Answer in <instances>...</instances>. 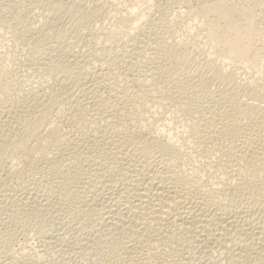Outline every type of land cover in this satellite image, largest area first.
<instances>
[{
	"label": "bare ground",
	"instance_id": "bare-ground-1",
	"mask_svg": "<svg viewBox=\"0 0 264 264\" xmlns=\"http://www.w3.org/2000/svg\"><path fill=\"white\" fill-rule=\"evenodd\" d=\"M45 1L46 2L44 3L43 8L46 7L45 10L48 8L50 10V13H52L51 10L53 11V13L55 12V14H56V12H65L66 13L72 7V5H70L71 2L69 4H66V3H64V0H45ZM138 1L140 3V6L146 7V10L151 9V6L149 5L150 0H138ZM27 3L29 5L31 4L30 2H27ZM35 3L32 4L33 7H35L34 6ZM37 3H38V1H37ZM69 5L71 7H69ZM237 6H240L239 11L235 10V8ZM29 8H31V7H29ZM40 9H42V8H40ZM72 9H71V12H72ZM25 11H27V10H25ZM71 12H70V14H72ZM123 12H125V13L121 14V16L112 25L113 27L111 26L112 28L109 27L110 28L109 30H105V31L103 30L104 31V32L102 31L103 33H99V34H101V36H102L101 40L104 43L108 42V41L111 42L112 39L114 41L115 39H117L116 37H118V41H119L120 40L119 38L121 36H122V38H124L125 36H126V38H130L129 41L131 43V41L133 42V38L136 36V35H134V37H132L131 34H133L135 32H137V34H138V31L142 30L141 24L142 25L144 24L143 21H145V22L148 21V23H152V22L154 23V20H151V18H150L151 17L150 12H145L144 10L138 11L136 8H131V9L129 8L128 10H125ZM61 14H63V13H61ZM61 14L57 13V15H60V16H61ZM57 18L59 19V17H57ZM57 18H56V20H58ZM195 20L198 21V27L199 28L197 30V34H198L197 37L200 36L199 40H195L193 38V39H191V41H186V40L176 41L173 39V43L169 44V42L164 41V40H161V41L158 40L160 42L155 41V38L153 37L154 35L150 34V35H152L151 38L152 37L154 38L153 39L154 46H152L153 48H151L153 53H152V55H150V57H148L149 53L147 52L148 55H146L147 56L146 59L141 58V59H139V61L140 60H142V61L143 60H148V61L152 60L154 62V67H155L153 69L154 73H152V71H151L152 69L150 68L149 71L145 70V72H149L148 75L146 74L147 76H145V74H143V75L141 74V76H145V77H143L144 80L142 79V77L139 79L140 81H142L140 83L139 91L136 93V95H134V97L131 96V98H127L125 96L127 99L124 98L125 100H123V102L121 103L122 106L120 105L121 106L120 108H117L113 111L111 108V110L109 109L110 110V112H109L106 110L107 108H109V107H107V104H106L107 108L100 106L101 110L99 109L100 111L103 110L102 112L105 113V114H101V115H103V117H106L105 120L107 119V121H108L107 125L108 126H106L104 123L103 124L106 127H108V129L110 127H113V129L118 128L119 131L121 130L120 131V137L118 139L113 138L114 141H112V142L110 141V143H108L111 146V147H108V148H110L109 152L106 151L107 148L101 149V150H100V148H98L100 150L99 152L101 155L107 154L109 157V161H111L109 164H111L112 161H113V163L115 162L116 164H114V165H116L117 168L120 169V170H118V173L120 171H122L130 179V184L129 185L126 184V185H128V187L124 188V193H126L125 192L126 189L127 190L130 189L129 193H130L132 198H129V199H133L132 204L130 203L131 200L128 203V207L130 210V212L128 211V213H130V214L127 218L121 219L120 221L119 220L116 221V219L113 218V223H114L113 227H115L119 231V233L117 232V234H118V238L121 240V243H122L120 245V247L122 246L121 248H123V250H124V251H122V254L125 255L124 260H126V264H179L178 263L179 260L178 261L175 260V258L171 254V252H172L171 250L178 248L177 242H179V244H180L181 240H184L187 243V244H185V243H183L184 241L182 242L183 244H185L187 246L186 247L185 245H183L187 248V250H185V251L189 254H192L191 252H193L197 248L202 249V247L204 248L205 245L211 244V245H216L218 247V250H217L216 247L213 246L215 252H217L220 255H222V254L228 255L229 254L230 257H232L235 262H240L241 260L246 259L248 264H264V29L261 28L260 23H258L256 21L255 14L253 11V4H245L242 1H238V0H199L198 1V11H197V13L195 12ZM52 21H53V19H52ZM54 24H56V23H54ZM54 24H52V25H54ZM50 25L51 24H49V26ZM51 28H49V29H51ZM2 29H3V27H2ZM139 33H142V32H139ZM146 35H147V33H146ZM150 35H149V38H150ZM138 36H140V35H138ZM143 36L146 37L145 35H143ZM96 37H97V34H96ZM144 37H142V38H144ZM32 38H34V37H32ZM138 38L137 39L134 38L135 40H137L136 45L134 44L135 41L133 43L135 45V47L137 46V44H139L138 46H140L141 43H144V41L139 42ZM142 38L140 37V40H143ZM149 38L147 40H151ZM172 38H171V40H172ZM30 40H32V39H30ZM101 40H99V41H101ZM147 40H145V41H147ZM117 42H115V44ZM121 42H122V40H121ZM123 42H122V44H124ZM150 42H152V41H150ZM126 43H127V41H126ZM145 43H144V45H145ZM107 44H111V43H107ZM133 44H132V47H133ZM112 45H114V44L112 43ZM112 45H109V46H112ZM104 46H105V44H104ZM109 46H107V47H109ZM147 46H146V48H148ZM150 46H151V43H150L149 47ZM130 48H131V45H130ZM139 48L140 47H138L137 49H139ZM103 50H104V48H103ZM207 50L209 52L208 53L209 55H213L219 60V66L225 67V66H230L231 64H233L236 69L230 70L227 72V71H223L222 69L216 67L211 62H207V63L203 64V67L201 66L202 67V72H200L201 76L198 75L199 76L198 80L196 77V82L193 81L194 82L193 83L191 81L190 83H192V85L191 84L190 85L192 87H190V86L189 87L192 89H195V91H197V90L201 91V89H203L204 87H208L209 85H205L204 87H201L199 84V82L204 77L206 78V76L207 77L210 76V79L207 78L208 82H210L209 80L212 79L213 81L221 83L222 87L216 91H210L209 88H208L209 90H204L203 94L205 95V91H207V96H203V94L201 92H199V93L195 92V94H194L195 100L200 101L199 103H202V105L199 104L201 106L198 105L199 108L198 109L195 108L196 110L195 111L193 110V112H191L192 110L191 111H189V110H190V106H191V104H193V102L191 104L189 103V101H188L189 97H188V94H186L187 91L185 92V86H187V84H188V80L186 77L190 73L188 71L187 67L188 68H191L189 66L193 67L192 64H194L195 62L192 60V58L195 54H198L200 56H205L207 54ZM105 51H106V48H105ZM105 51H103V52H105ZM98 52H100V51L98 50ZM129 53H131L130 56H132V54H134V53H132V50ZM145 54H146V52H145ZM145 54H144V56H145ZM137 56L139 57L138 54H137ZM67 57H66V59H67ZM63 58L64 57H62L61 60ZM147 58H151V59H147ZM71 59H72V56H71ZM61 60H60V63L56 62V60L54 61V62H56V64L59 63V67H60L59 70L61 69L63 74L65 73V75H66V72H68L70 70H71V74H72V72L74 73L75 70L72 71L71 65L69 64V62H66V60L63 59L66 63H64V62L61 63L62 62ZM67 61H70V59ZM72 61H73V59H72ZM76 62H77V60H76ZM79 62H78V64L83 63V62L82 63H79ZM150 63H152V62H150ZM50 64H52V63H50ZM83 64L85 65V63H83ZM132 64H134V63H132ZM84 65H83L84 69L82 72L88 70V69L85 70V68H87L89 64L86 65L87 67H85ZM149 65H151V64H149ZM56 67H57V65H56ZM73 67H76V66H73ZM150 67L153 68V66H150ZM194 67H196V66H194ZM51 68H54V67L52 66ZM146 68L148 69V67H146ZM76 69L79 70V67ZM240 69H242V71ZM54 70H56V69H54ZM61 70H60V72H61ZM204 71L206 72V74L211 73V75L210 74L209 75L204 74ZM238 71L240 73L243 71L245 73L247 72L246 74H253L254 73L257 75V77L254 76L255 78L252 79L251 77L253 75L252 76L250 75L251 77H249L247 75L244 76V74H245L244 72H243V76H241L242 73L240 74ZM7 72L8 71H7L6 67L3 64L2 65L0 64V152H3V153L5 152L8 154V152H9L8 150H11V151L16 150L17 152L15 151V153L18 154V152H19L18 160L17 159L15 160V158L13 157L14 155L11 156L10 159L12 161L15 160V163H16V161H18L16 163L17 165L18 164H24L23 166H25L26 168H23V169L29 168V169H27V171L30 170V172H31L35 168L38 169L40 167V166L35 167V165L33 167L32 161L35 160V159H33V157H35L34 155H37V158L39 157L38 154L41 152V149L44 146V145L42 146V144H46L44 142H46V140H47L49 142H52L51 143L52 145H53V143L54 144L59 143V145H60V143H61V138H60L61 132H60V130H58V127H56V126L54 127V126H52L51 123H47V122H50L52 120V118L49 117V113L52 110H50L51 109V107H50V109H49L50 111H48V106H53V108H54V105H52V104L49 105V103H51V101L53 100L52 99L50 101V99H49L51 92H49V98H47L48 94H46L47 96H43L44 92L39 97L38 94L34 93V91H30V90L27 91L26 90L27 93L26 92L24 93V98H23L22 102H20L19 105H16V107H14L12 109L9 107V105H6L5 102L2 103L1 95L6 90V86L3 83V81H4V77L7 76V74H8ZM78 72H80V71H78ZM78 72H77V74H78ZM192 72H194V69ZM86 73H85V75H86ZM137 74H139V73H137ZM164 74L167 77L171 78L170 81H173V82H169V80H167V81L162 80L161 81L160 75L164 76ZM67 75H68V73H67ZM69 75H70V73H69ZM78 76H80V75H78ZM78 76H76V77H78ZM246 76L249 78H247ZM84 77L86 78V76H83V79H85ZM191 77L192 76L190 75V78ZM243 77H245V78H243ZM76 79L80 80L79 77ZM85 80H87V79H85ZM99 80H101V79H99ZM136 81H138V80H136ZM86 82H88V81H86ZM168 82L173 83L172 84L173 86H171ZM83 85L85 86V83H83ZM218 85H220V84H218ZM42 86H44L45 88L47 87L45 85H41V88H42ZM86 86H89V84L88 85L86 84ZM41 88H39V89H41ZM79 88H82V87L80 86ZM86 88L89 89L90 87L89 88L86 87ZM91 88H90L89 93L92 94ZM197 88H200V89H197ZM42 90H43V88H42ZM92 91H94V90H92ZM69 92H71V91H69ZM200 93L202 95H199ZM83 94H86V93L83 92ZM69 95H72V94H69ZM51 96H52V94H51ZM90 96H92V95H90ZM90 96H89V98H90ZM15 99H17V98H15ZM45 99H46V101H45ZM88 99H86V100L88 101ZM92 99L90 101H92ZM97 99H98V97H97ZM54 100H53V102H57V100H55V101ZM66 100H70V99H66ZM72 100H73V97H72ZM81 100H82V98H81ZM144 100L145 101L150 100L153 103L155 102L157 104L158 103L159 104H167V107L169 106L170 108H172V109L174 108V110H176L178 112H182L183 114L186 113L187 115H189L188 116L189 119L188 120L186 119L188 121V123L186 122L187 123L186 124V127H187L186 132L188 133L187 138L191 142L192 151L196 152V154H195L196 156L199 154V156L201 158L202 162H200V163H202V164H200V165L202 166L201 168H204V171H202V170L201 171L204 175H201L200 173L198 174L197 173L198 169L196 170L194 168L196 170L195 171L194 169H192V167L190 169L194 170L196 173H193L194 171L192 173H187L185 170L186 167H185V169L182 168V166L186 165V164L183 165V163H180L182 161V158L184 157V155H186L185 151L183 149L185 147V146L183 147L184 142L182 144L178 143L180 145H177L176 142H174L173 138H171L170 136L167 137V136L161 135L162 136L161 137L160 134L158 133V131L160 129L159 130L152 129L151 131H149V129H148V131H149L147 134L148 138H146V137L142 138L140 136H136L134 134L129 133L128 130L125 129V127L127 128L126 125L129 124L128 120L130 121V124L131 123L135 124L134 121H136V120L133 119L135 117L134 115H136V113H138L139 111L146 110L147 107L145 108V106H147V103L149 101L147 103L144 102L146 105L144 104V106H143V105H141V103ZM195 100H192V101H195ZM70 101H66V102L70 103ZM84 101H82V102H84ZM119 101H121V100H119ZM77 102H78V100H77ZM92 102H93V104L95 103L94 101H92ZM100 102L101 101H99L98 104ZM72 103H74V102H72ZM72 103L70 105H73ZM86 103H89V102H86ZM157 104H155V105H157ZM80 105H81V102H80ZM83 105L84 104H82L81 106H83ZM94 105H96V104H94ZM114 105H116V104H114ZM14 106H15V104H14ZM76 106L77 105H75V107ZM72 107L75 108L74 105ZM73 108H72V110L74 111ZM95 108L98 109L97 107H95ZM70 109L71 108H69V109L67 108V110H65V111H67V112L71 111ZM78 109L79 108H77L75 110H78ZM91 109H93V108H91ZM149 110H150V108H149ZM73 111H72V113L74 114L75 112H73ZM93 111H94V109H93ZM100 111L98 112L99 116H100V114H99ZM188 111L191 113L190 114L187 113ZM56 112L61 114V112H59V110ZM78 112H79V110H78ZM86 112H90V111H86ZM94 112H96V111H94ZM64 113H62V114L64 115ZM79 113H80V115H78V116L81 117L82 112H79ZM71 114H69V115L71 116ZM56 115H57V113H56ZM56 115H55V117H56ZM89 116L91 117V112H90ZM94 116H92V117L94 118ZM96 116H97V114H96ZM80 117H78V118H80ZM71 118H72V116H71ZM74 118H72V119H74ZM97 118H99V117L97 116ZM70 119H66V120L70 121ZM125 119L127 122L125 121ZM147 119H148V117H147ZM52 121H54V120H52ZM82 121H83V119H82ZM99 121H100V119H99ZM77 122H78V120H77ZM93 122L95 123V121H93ZM97 122H98V120H97ZM102 122H105V121H102ZM137 122H140V121H138V119H137ZM68 123H70V122H68ZM96 125H98V124H96ZM101 125H102V123H101ZM104 125L101 126V128L103 127L105 129ZM164 126H163V129H164ZM133 127H134V125H133ZM13 128H17L21 132L19 131L20 133L16 134L18 131H15L16 133H14ZM41 128H43V129H41ZM92 128H95V127H92ZM101 131L103 132V130H101ZM109 131L106 130V132H109ZM119 131H118V133H119ZM96 132H99V131H96ZM106 132H105V134L104 133L103 134L106 135L107 134ZM161 132L163 133L164 131L161 130ZM93 134H96V133H93ZM93 134L92 135L90 134V135L93 137L94 136ZM100 134H98L99 137H100ZM90 135H89V137H90ZM148 135H150V137ZM96 136H97V134L95 135V137ZM87 137H85V138H87ZM89 137L87 139H89ZM101 137H102V134H101ZM108 137L109 136L107 135V138ZM163 137H165V138L167 137V138L165 139ZM109 138H108V140H109ZM62 140H63V138H62ZM94 140H97V139L94 138ZM94 140H93V142H94ZM100 141H98V142H100ZM66 142H64V145L66 144ZM105 142H108V141L105 140ZM179 142H181V141H179ZM101 143H102V141H101ZM185 143H187V142H185ZM48 144H50V143H48ZM61 145H63V144H61ZM66 145H68V143ZM90 145H92V144L90 143ZM74 146H75V144H74ZM79 146H81V145H79ZM96 147H94V148H96ZM104 147H105V144H104ZM49 148H51V145ZM73 148L74 147H72V149ZM76 148L78 150V147H76ZM76 148H74L75 152H77ZM90 148H88V149H90ZM45 149H47V148L45 147ZM64 149H65V147H64ZM66 149H67V147H66ZM66 149H65V152L67 150L69 151V148L67 150ZM72 149L70 151H72ZM74 149H73V151H74ZM6 151H8V152H6ZM197 152H198V154H197ZM9 153H13V152H9ZM97 153L98 152H96L95 155H91V154L90 155L92 157L100 155V154L97 155ZM42 154H40V155H42ZM73 154H75V153L73 152ZM6 155H5V157L7 158L8 156H6ZM190 155L192 156V154H190ZM67 156H68V154H67ZM73 156L74 155H72L71 158ZM100 156H99V158H100ZM3 158H4V156H3ZM41 158H40V160H41ZM81 158H83V157H80L79 155L78 156L75 155L72 162L70 160V163L72 165H74V164L80 165L81 164V161H80ZM96 158L95 159H90V157L86 158V164L85 165L88 164L86 166V168H78V169L76 168L77 170L72 168L75 171L73 174H76L73 177L69 176V174L72 175L73 171L71 168L70 169L68 168L69 169L68 176L72 177L71 181L73 180V178H75V176H76L75 179H78V180L80 179V177L83 179L84 178L87 179V176L90 177V174L92 173L93 170H94V172L97 171V170L91 168L90 164H89L90 162L92 164L95 163V165H96L95 168H96L97 164L99 163V160L102 157L99 160H97ZM84 159L85 158H83V160ZM194 159H196V158H194ZM4 160L5 159H3L2 161H4ZM64 160H62V161H64ZM197 160L200 161V159H196V161ZM5 161H7V160H5ZM5 161H4V163H5ZM62 161H59V162L62 164L63 163ZM106 161H108V160H106ZM53 163H55V162H53ZM66 163L64 161L65 165H66ZM70 163H68V165H66V166H69ZM83 163H84V161H83ZM177 163H179L180 165ZM11 164H12V162H11ZM58 165L59 164L55 163V165H54L55 171H56V169H58V167H60V165L59 166ZM78 165H77V167H78ZM103 165H105V164H103ZM187 165H188V163H187ZM200 165L198 162V167ZM10 166H12V165H10ZM91 166H94V165H91ZM105 166H103V167H105ZM112 166L109 165L110 168ZM179 166H181V168ZM47 167L45 166V168H47ZM54 167L52 166V168H54ZM63 167H61L60 169L63 170ZM15 168H16L15 166L13 167V169L11 168L10 170H12V171L14 170V171L11 172V175L9 172V175H8V176H11L10 179L12 178V180L14 179V177H17L21 173L20 169H19V171H15L16 170ZM45 168H43V170H47ZM90 168L93 170H91ZM39 169H38V172H39ZM48 169L50 170V167ZM96 169H99V168H96ZM113 169H115V168H113ZM7 170H9L8 166H7ZM67 170H66V172H67ZM100 170H102V169L100 168ZM110 170L108 171V173H109L108 176L111 175ZM34 171H35L34 173H36L37 170H34ZM103 171H105V170H103ZM115 171L116 170H114V172ZM205 171H206V173H204ZM23 172H25V175H26V171L24 170V171H22V173ZM40 172H44V171H40ZM106 172H104V173L106 174ZM46 173H48V172H46ZM46 173H44V174L46 175ZM62 173H60V174H62ZM52 174H54V172L51 171V175ZM64 174L66 175L65 171H64ZM97 174L94 177H96ZM113 174H115V173H113ZM113 174L111 177H113V176L115 177L116 175H119V174H116V175H113ZM39 175H40V173H39ZM92 175H93V173H92ZM92 175H91V177H93ZM99 175H102V174H99ZM24 176H23V178H25ZM48 176H49V178H48L49 180L51 179V177H53V175L50 177L49 173H48ZM77 176L79 178H77ZM105 176L103 178H105ZM122 176H124V175H122ZM19 177H17V180H20ZM121 177H120V179H122ZM39 178L45 179L43 176H40ZM39 178H37V179H39ZM61 178H63V177H61ZM125 178H123V179H125ZM6 179L10 180L9 177ZM48 179L46 178V180H48ZM59 179H60V177H59ZM101 179H102V176H101ZM129 179H128V181H129ZM4 180L5 179H3L2 181H4ZM12 180H10V181H12ZM62 180L64 182L65 178ZM102 180L104 181V179H102ZM102 180L100 182H102ZM118 180H119V178H118ZM118 180H115V181H118ZM122 180H121V182H122ZM125 180L127 181V179H125ZM10 181H8V182L11 183ZM21 181L23 182L22 179H21ZM26 181H28L27 177H26ZM52 181H53V179H52ZM71 181L69 180V183ZM115 181H114V183H115ZM128 181L126 183H128ZM15 182L18 183L19 181H15ZM55 182H56V180L54 178V182L52 184H54ZM84 182H86V181H84ZM84 182H82V183H84ZM94 182H91V183H94ZM24 183H25V185L27 184V182H25V181H24ZM36 183H34V184H36ZM67 183H68V181H67ZM71 183H74V180ZM75 183L78 185L79 181H78V183L77 182H75ZM97 183H99V181ZM103 183H105V182H103ZM34 184H33V186H34ZM48 184H49V181H48ZM85 184L86 183H84L83 185H85ZM108 184H109V181H108ZM108 184H105L106 187H104V189H106V188H107V190L110 189L107 187ZM116 184L117 183H115V185ZM122 184H123V182H122ZM11 185H10V187H11ZM20 185L21 184H19V188L22 187ZM50 185H51V183H50ZM92 185H91V188H92ZM33 186L31 187L29 185V189H30V187H31V189H33ZM52 186L55 187L54 185H52ZM111 186L113 187V185H111ZM15 187H17V190H18V186H15ZM35 187H36V185H35ZM69 187H70V185H69ZM81 187H79V188H81ZM119 187H117V189L122 188V187H120V188ZM58 188H60V187L58 186ZM64 188H66V185H65V187H63V189ZM102 188H100V189L98 188V189L102 190ZM14 189H16V188H13L12 192L15 191ZM36 189H35V191H36ZM55 189H56V187H55ZM85 189H87V188H85ZM2 190L4 191V188ZM2 190H0V191L3 192ZM29 191H31V190H29ZM64 191L66 192V189H64ZM74 191H72V192H74ZM93 191H94V193H97V192H95L96 191L95 189ZM106 191H105V194H107ZM110 191H113V190H110ZM5 192L7 193V189ZM8 192H10V191H8ZM67 192H68V194H67L68 200H71L72 203H76L77 201H79V198L81 197L79 192L76 191V193H71V190H70L71 194L69 193V191H67ZM100 192L101 191H99V193ZM6 193H4V194H6ZM17 193H15V194L18 195ZM24 193H26V192H24ZM27 193H29V192L27 191ZM89 193L87 192V194H89ZM129 193L124 194L125 195L124 198L127 195V197H126L127 201L124 198H122L121 200H125L127 203L129 200L128 197H130L128 195ZM30 194H31V192H30ZM39 194H37V195L40 196ZM62 194H63V192H62ZM113 194H114V191H113ZM120 194H121V192L119 193V195ZM33 195H35V194H33ZM97 195H95V196H97ZM110 195L112 196L111 192H110ZM116 195L118 196V194H116ZM6 196H8V195H5L4 197H6ZM13 196H14V194H13ZM13 196L11 195L12 198H13ZM101 196L103 197V195H100V197ZM105 196L106 195H104V198H105ZM117 196L113 195L114 198H116ZM11 197L9 196L8 198L10 199ZM18 197L19 198H17V200L21 199L20 198L21 196H18ZM34 197H31V198L34 199ZM92 197H94V194L92 195ZM102 197L100 199H102ZM43 198H44V195H43ZM120 198H121V196H120ZM15 199H14V202H17V201H15ZM25 199H26V197H25ZM87 199H85V201ZM23 200H24V198H23ZM91 200H92V198H91ZM103 200H105V199H103ZM103 200H101V201H103ZM117 200H119V199H116L115 201H117ZM28 201L29 200H27V202ZM56 201H60V200L57 199ZM67 202L69 204V201H67ZM81 202H82V200H81ZM89 202L90 201L88 200V203ZM21 203H22V201H21ZM36 203L37 202H35V205L37 206ZM49 203H50L49 200H48V203L42 202V204H47V205H44L47 207H48ZM54 203H55V201H54ZM64 203H66V202H64ZM77 203L79 204L80 202H77ZM88 203H86V204H88ZM116 203H114V204L116 205ZM42 204H40V206L38 205V207H41ZM71 204H69V206ZM78 204H76V206ZM93 204H91V205H93ZM130 204H131V206H129ZM35 205H28V206L33 207ZM81 205H82V203H81ZM81 205L78 206V208H77L78 211H79V208L80 209L82 207L84 208L85 204L82 207H81ZM95 205L97 206V203ZM102 205L104 207L105 205H108V204L105 203V205L104 204H102ZM109 205H110V203H109ZM124 205H126V204H123V206ZM18 206H20V205L18 204ZM22 206L24 207V205H22ZM72 206H73V204H72ZM76 206H73L72 208H74ZM119 206L121 208V205H119ZM123 206H122L121 210L124 207H126V206H124V207ZM59 207H56V208L59 209ZM98 207H96V208L98 209ZM106 207L109 208L108 206H106ZM114 207H116V206H114ZM33 208H35V207H33ZM88 208L90 209L89 206H87V207L85 206V210ZM110 208H111V206H110ZM39 209L42 210V208H39ZM44 209L46 210V207ZM49 209H50V207H49ZM52 209H53V207H52ZM92 209H91L92 211H96V212L98 211L97 209L94 210L93 207H92ZM99 209H101V208H99ZM114 209H116V208H114ZM125 209H123V210H125ZM13 210H14V208H13ZM17 210L15 211V213H17ZM28 210L30 211V208ZM108 210L110 211V209H108ZM116 210H114V211L116 212ZM20 211H23V210H20ZM34 211H35V209H34ZM36 211H38V210H36ZM92 211L90 212V214L92 213ZM99 211H103V210H99ZM104 211H106V210H104ZM12 212H14V211H12ZM46 212H47V210H46ZM46 212L44 211V213H46ZM119 212L122 213V211H120V210H119ZM123 212H125V211H123ZM81 213L83 215V212H81ZM99 213L102 215L103 212L102 213L99 212ZM106 213H108V212H106ZM117 213H118V211H117ZM31 214H33V216L35 215L34 213H31ZM42 214H43V211H42ZM42 214L40 213V215H42ZM90 214H88V216ZM94 214L92 216H95ZM110 214L111 213H109L107 215H110ZM36 215H38V214H36ZM86 215H85V217H86ZM96 215H97V213H96ZM101 215H99V216H101ZM18 216H20V218H21V214ZM26 216L28 217V215H26ZM26 216H22V218L26 217ZM102 216H101V218H102ZM124 216H127V215H124ZM83 217H84V215H83ZM111 217H112V215H111ZM20 218L18 217V220ZM92 218H90V219H92ZM98 218H100V217H98ZM98 218H97V221H98ZM104 219L105 218H103V220ZM108 219H110V218H108ZM79 220H78V222H80ZM83 221H84V219H83ZM94 221L92 220L90 222H94ZM97 221H95V222H97ZM75 223L77 224V222H75ZM102 223L100 222L99 224L101 225ZM85 224H86V222H85ZM87 224H88V222H87ZM99 224H97V225H99ZM97 225H95V228ZM83 226H84V224H83ZM92 227H94V226H92ZM101 227H102V225H101ZM101 227H99V228L101 229ZM106 227H108V226H106ZM111 227H109V228L111 229ZM78 228H79V226H78ZM99 228H97V229H99ZM75 229H76V227H75ZM81 229L83 230V228H81ZM81 229H78L76 231H80ZM102 229H103V227H102ZM106 229H105V232L108 234V232H109L108 230H110V229H108V230H106ZM116 229L114 230L112 228L113 231H116ZM83 231H85V228ZM89 231H91V230H89ZM94 231H93V234L95 235L96 232L94 233ZM97 231H99V230H97ZM102 232H104V231L102 230ZM106 233H104L105 236H106ZM97 234H99V232H97ZM113 234H114V232L111 234V236ZM124 234H126V235H124ZM109 235H110V232H109ZM90 236H92V233ZM97 236L101 237L102 235H97ZM105 236L103 235L102 237L104 238ZM114 236H116V235H113V237ZM79 237H81V236H79ZM98 237H96V238L98 239ZM102 237L100 238V240L102 239ZM90 238H92V237H90ZM114 238H116V237H114ZM82 239H84V238H82ZM88 239H89V237L87 238V240ZM119 239L117 241L113 239L114 240L113 242H115V241L118 242ZM74 241H76V240H74ZM90 241H88V242H90ZM79 242H80V240H79ZM107 242H109V240ZM175 242L177 243L175 245L176 248H174V246H173V244ZM83 243L84 242H82V245H83ZM77 244H78V242H77ZM89 244H91V243H88V245ZM84 246H86V245H84ZM172 246H173V248H171ZM86 248H85V250H86ZM206 248H204V249L206 250ZM183 249L181 250L182 252H184ZM117 251H118V249H117ZM202 251H204V250H202ZM207 251H205V253ZM186 252H184V253H186ZM209 252L210 251H208L207 253L209 254ZM176 253H177V249H176ZM197 253H195V254H197ZM199 253L202 254L201 251ZM115 254L117 255L118 253H115ZM119 254L118 255L121 257V252ZM178 254H180V253H178ZM114 255H113V257H114ZM118 255H117V257L119 260L117 258H116V260H118V261L122 260L123 258L120 259V257ZM204 255L202 254L203 258H204ZM176 256H177V254H176ZM208 256L211 258L210 254L207 255L206 257L209 258ZM182 257H183V255H182ZM187 257H189V256L187 255ZM187 257H185V255H184L185 259ZM213 257H215V255H213ZM218 257H220V256H218ZM218 257L216 258V261L219 260ZM224 257L225 256L223 255L222 260L224 259ZM190 258H192V257H190ZM190 258H188L189 261H191ZM200 258H202V257H198V259H200ZM225 258H227V256ZM112 259L114 260L115 257ZM112 259H111V261H112ZM177 259H178V257H177ZM196 259H195V261H196ZM227 259H230V258H227ZM233 259L231 262L234 263ZM116 260H114V262ZM124 260H123V263L125 264ZM182 260H183V258H182ZM213 260L215 263V259H213ZM246 260H245V262H246ZM108 261L106 262V264L108 263ZM199 261H200L199 263L202 264V261L201 260H199ZM228 261L229 260H227L226 262H228ZM13 262H14V260H13ZM196 262L198 263V261H196ZM241 262H243V261H241ZM182 263H184V262L182 261ZM186 263L189 264L188 262H186ZM208 263H209V261H208ZM28 264H30V263L28 262ZM193 264H195V263L193 262ZM203 264H205V263H203ZM218 264H219V262H218ZM229 264H230V262H229Z\"/></svg>",
	"mask_w": 264,
	"mask_h": 264
},
{
	"label": "rangeland",
	"instance_id": "rangeland-1",
	"mask_svg": "<svg viewBox=\"0 0 264 264\" xmlns=\"http://www.w3.org/2000/svg\"><path fill=\"white\" fill-rule=\"evenodd\" d=\"M37 1H38V3H37ZM198 1L199 0H150L149 1V5L151 6V9L150 10H146L145 6H140V3H139L138 0H64V3H66V4H69L71 2L70 5H72V7L69 5V7H71V8L66 13L65 12H56V14H55V12L53 13L52 10H51L52 13H50V10L48 8L46 10H45L46 7L43 8L44 7V3L46 2L45 0H42V1L41 0H0V64L1 65L3 64L6 67L7 71H8L7 72L8 74H7V76L4 77V81H3V83L6 86V90L3 93L4 95L3 94L1 95L2 103L5 102L6 105H9V107L12 109V108L16 107V105H19L20 102H22V100L24 98V93L25 92L27 93V91H29V90L30 91H34V93L38 94L39 97L44 92L43 96H47L46 94H48L47 98H49V92H51L50 93V98H49L50 101L52 99L53 100L55 99V100H57L58 103L57 102H53V100L51 101V103H49V105H51V104L54 105V108H53V106H48V111L52 110L50 112L51 114L49 113V117L52 118V120H54V121H52L49 118L51 121L49 120L50 122H47V123H51L52 126L58 127V130H60V132L62 134V135L60 134V138H61L60 145H59V143H55V144L53 143V145H52L51 144L52 142H49V141L46 140V142H44L46 144H42V146L44 145L43 147L41 146L42 147L41 152L43 154L40 152L38 154V156H39L38 158H37V155H34L35 157H33V159H35V160L32 159L33 160L32 161L33 162L32 163L33 167H34V165H35V167L36 166L37 167L40 166L39 167L40 169L38 168L39 172H38L37 168H35V169L33 168L34 170H37L36 173H34L35 172L34 170L31 171V172H30V170L27 171V169H29V168L23 169V168H26V167L23 166L24 164H18L17 165L16 163L18 161H16V163H15V160L16 159L18 160V158H19V155H18L19 152H18V154L15 153L16 150L15 151L14 150L13 151L8 150L9 152H13V153H9L8 151H6V152H8V154L10 156L7 153H5V152L4 153L0 152L1 153L0 156L2 155L1 156L2 158L4 156L3 159L7 160V161L4 160L5 161V163H4V161H2L3 159L0 157V159H1L0 160V190H2L4 188V191L2 190L3 192L0 191L1 192L0 193V264H2V263L3 264H8V263L9 264L10 263L11 264H19V263L20 264H26V263L28 264V262L30 264H106V262L108 260L109 261H108L107 264H120V263L122 264L123 263L125 255L122 254V251H124V250H123V248H121L122 246L120 247V245L122 243H121V240L118 238L117 232L119 233V231L115 227H113V224H114L113 223V218L116 219V221L117 220L120 221L121 219L127 218L129 216V214H130V213H128V211L130 212L129 207H128V203L131 200L130 203L132 204V200L133 199H129V198H132L130 193H129L130 189H128V190L126 189L125 190L126 193H124V188L128 187V185L130 184V179L128 178V176L125 175L122 171H120L118 173V170H120V169H118L117 166L114 165L116 163L115 162L113 163V161H112V163H111L113 165L112 166L111 164H109L111 161H109L108 155L107 154H102L101 155L100 152H99L101 149H105V148H107L108 150L106 149V151L109 152L110 148H108V147H111V146L108 143H110V141L111 142L114 141L113 138L118 139L120 137V131H121V130L119 131L118 128H114L113 129V127H110L108 129V127H106V126H108L107 125L108 121H107V119L105 120L106 117H103V115H101V114H105V113L102 112L103 110L100 111L101 110L100 106L106 107V104H107V107H109V108L106 107L107 108L106 110L109 111V112H110L111 108H112V111L117 109V108H120L122 106L121 103L123 102V100H125L124 98H126V97L127 98H131V96L134 97V95H136V93L139 91L140 83L142 82L139 79L142 77V79L144 80L143 77H145V76H147L149 74V72H145V70L149 71L150 68H151L152 69L151 70L152 73H154L153 69L155 67H154V62L152 60H150V61H148V60H143V61L140 60L141 62L139 61V59H141V58L142 59H146V57H147L146 55H148V53H149L148 57H150V55H152L153 51H152L151 48H153L152 46H154V42H153L154 38H155V41H157V42H160L161 40H164V41L169 42V44L173 43V39L176 40V41H179V40L191 41V39H193V38L195 40H199L200 36L197 37V35H198L197 34V30L199 28L198 27V21L195 20V12L197 13V11H198ZM238 1H242L245 4H253V11H254V14H255L256 21L258 23H260L261 28L264 29V0H238ZM27 2H30L31 4L29 5ZM33 3H35L34 4L35 7H33V5H32ZM29 7H31L32 9L29 8ZM40 8H42V9H40ZM129 8L130 9L131 8H136L138 11L144 10L145 12H150V15H151L150 18H151V20H154V23L153 22L152 23H148V21H146V22L143 21L144 24L143 25L141 24V26H142L141 29L142 30L138 31V34H137V32L131 34L132 37H134V35H136L134 37L135 39H137L139 37L138 38L139 42L144 41V43L146 42L147 44L145 43V45H144V43H141L140 46H138L139 44H137V46L135 47L137 40H135L133 38V42L131 41V43L133 44L134 41H135V43H134L135 45L133 44V47H132V44L129 41L130 38H126V36L124 38H122V36L121 37L119 36L120 37L119 41H118V37H116L117 39H115L114 41L112 39L111 42L108 41V42L104 43L101 40L102 36L99 33H103L105 30H109L110 28H112L113 27L112 25L121 16V14L125 13L123 11L128 10ZM71 9H72V12H71ZM25 10H27V11H25ZM235 10L239 11L240 10V6H237L235 8ZM70 12L72 14H70ZM57 13L58 14L63 13V14H61V16H60V15H57ZM56 16L59 17V19ZM56 18L58 20H56ZM52 19H53V21L54 20L55 21L53 22ZM54 23H56V24L60 23V24L59 25L57 24L58 25L57 26ZM49 24H51L50 26L52 28L49 26ZM52 24H54V25H52ZM2 27H3V29H2ZM49 28H51V29H49ZM139 32H142V33H139ZM95 33L97 34L98 38L96 37ZM146 33H147V35H146ZM150 34H153L154 38L153 37L151 38L152 35H150ZM138 35H140V36H138ZM143 35H145L146 37H144ZM149 35H150V38H149ZM32 37H34V38H32ZM140 37L141 38L144 37V38H142L143 40H140ZM147 37L149 39H151V40H147L148 39ZM171 38H172V40H171ZM30 39H32V40H30ZM99 40H101L103 43L101 41H99ZM121 40H122V42L124 41L123 42L124 44H122ZM145 40H147V41H145ZM158 40H160V41H158ZM126 41H127V43H126ZM150 41H152V42H150ZM115 42H117L118 44L117 43L115 44ZM107 43H111V44H107ZM112 43L114 45H112ZM150 43H151V46L149 47ZM104 44H105V46H104ZM109 45H112V46H109ZM130 45H131L132 49L130 48ZM107 46H109L111 49L109 47H107ZM146 46L148 48H146ZM138 47H140V48L137 49ZM103 48H104V50H103ZM105 48H106V51H105ZM130 49L132 50V53H134V54H132V56H130L131 53H129L131 51ZM98 50L100 52H98ZM103 51H105V52H103ZM145 52H146V54H145ZM143 53L145 54V56H144ZM208 53L209 52L207 50V54L205 56H200L198 54H195L193 56V58H192V60L195 62L194 64H192L193 67L192 66H189L191 68L187 67L188 71L191 74L189 73L188 74L189 76L187 75V77H186L187 80H188V84H187L188 87L185 86V92L187 91L186 94H188L189 103L191 104L193 102V104H191L190 110H189V111L192 110L191 112H193V110L195 111L196 110L195 108L198 109L199 106L202 105V103H199L200 101L195 100V98H194L195 97L194 96L195 92H198V93L201 92L203 94L204 90H209L210 89V91H216V90H218L219 88L222 87L221 83L213 81L212 79L209 80L210 82H208L207 78L210 79V76H208V77L206 76V78L204 77L199 82V84H200L201 87H204L205 85H209L208 87H204L203 89H201V91L197 90V89H200V88H197L196 89L197 91H195V89L190 88V87H192L191 86L192 83H190V82L191 81L192 82L193 81L196 82V77H197V80H198L199 76H201L200 72H202L203 64H205L207 62H211L216 67L222 69L223 71H227V72L230 71V70L236 69L233 64H231L230 66H225V67L219 66V60L215 56L209 55ZM137 54L139 55V57L137 56ZM71 56H72L73 61L71 59ZM62 57H64L63 59L66 60V62H69V64L71 65L72 71L75 70L74 73L72 72V74H71V70H70V71L66 72V75H65V73L63 74L61 69H60L61 70V72H60L59 63H60V60H61ZM66 57H67V59H66ZM51 58L52 59L54 58V59L52 60ZM68 58L70 59V61H67V60H69ZM63 59L61 60L62 61L61 63H63V62L66 63ZM147 59H151V58H147ZM55 60H56V62H59V63L56 64V62H54ZM76 60H77V62H76ZM49 62L52 63L53 65L50 64ZM78 62L79 63H82V62L85 63V65L82 63L85 67H87L86 65L89 64L88 67L85 68V70H87V69L88 70L82 72L84 67H83L82 64H78ZM131 62L134 63V64H132ZM150 62H152V63H150ZM73 63L74 64L76 63L77 65L76 64L74 65ZM148 63L151 64V65H149ZM56 65H57V67H56ZM52 66L54 68H51ZM73 66H76V67H73ZM145 66L148 67V69ZM150 66H153V68L150 67ZM194 66H196L197 68L194 67ZM78 67H79V70L76 69ZM54 69H56V70H54ZM193 69H194V72H192ZM240 70L242 71V69H240ZM78 71H80V72H78ZM77 72H78V74H77ZM243 72H241L242 74L239 72L241 74V76H243ZM67 73H68V75H67ZM69 73H70V75H69ZM85 73H86V75H85ZM137 73H139V74H137ZM246 73L244 74V76L247 75V76L251 77L253 75L251 77L252 79L257 77V75L254 74V73L253 74H246ZM141 74L142 75L145 74V76H141ZM204 74H206L205 71H204ZM209 74L211 75V73H208L206 75H209ZM75 75L76 76L80 75L81 77L78 76L80 80L76 79L78 77H76ZM190 75L192 76L191 78H190ZM83 76H86V78L85 77L84 78L87 79V80L83 79ZM165 76H166L165 74H164V76L160 75V77H161L160 80L161 81L162 80L163 81L164 80H166V81L169 80V82H173V81H170L171 78H169L167 76L165 77ZM249 77H247V78H249ZM243 78H245V77H243ZM99 79H101V80H99ZM136 80H138L139 82L136 81ZM86 81H88V82H86ZM83 83H85V86L83 85ZM217 83L220 84L221 86L218 85ZM40 84L41 85H45L47 87L45 88L44 86H42V88H43V90H42ZM86 84L87 85L89 84V86H86ZM169 84L171 86H173L172 85L173 83H169ZM80 86L82 88H79ZM84 87L85 88L86 87H88V88L92 87L91 89L94 90V91L91 90V92H92V94H91V93H89L90 88L89 89L86 88L87 89L86 90ZM39 88H41V89H39ZM68 90L71 91V92H69ZM83 92L86 93V94H83ZM201 93L199 95H202ZM51 94H52V96H51ZM69 94H72V95H69ZM88 95L89 96L92 95V96H90V98H89ZM203 96H207V91H205V95L203 94ZM72 97H73V100H72ZM97 97H98V99H97ZM15 98H17V99H15ZM65 98L66 99H70L71 101L70 100H66ZM81 98H82V100H81ZM86 99H88V101ZM91 99H92V101L95 102L94 104H96V105H94L93 102L90 101ZM77 100H78V102H77ZM119 100H121V101H119ZM192 100H195V101H192ZM45 101H46V99H45ZM66 101H70V103L66 102ZM79 101L81 102V105L82 104H84V105L81 106ZM82 101H84V102H82ZM99 101H101V102L98 104ZM148 101L144 100L141 103V105L144 106V104H145L144 102H146V103L148 102L147 106H145V108L147 107L146 110L139 111L138 113H136V115H134L135 117L133 116L134 118L132 117L134 120H136V121H134L136 125L132 124V123L130 124V121L128 120L129 124L127 123L128 125H126L127 128L125 127V129L128 130L129 133L134 134L136 136H140L142 138H145V137L148 138L147 134L152 129H157V130L160 129L158 131L160 136L161 135L167 136V137L170 136L171 138H173L174 142H176L177 145H180L178 143L182 144L184 142L183 143V147L184 146L185 147L183 149H184L186 155H184V157L182 158V161L180 163H183V165H185V164L186 165L182 166V168L185 169V167H186L185 170H186L187 173H192L195 169L196 170L198 169L197 173L198 174L200 173L201 175H204L202 173V171H204V168H201L202 166L200 165V164H202V163H200V162H202L201 158H200L198 152H197V154H198L197 155L198 157H197L195 155L196 152L192 151L191 142L187 138L188 137V133L186 132V130H187L186 129L187 128L186 124L188 123L187 120L189 119L188 118L189 115H187L186 113L183 114L182 112H178V111L174 110V108L172 109L169 106L167 107V104H159V103L157 104V103L154 102L155 104H157V105H155L152 101H150V100H148ZM72 102H74V103H72ZM86 102H89L90 104L86 103ZM71 103L74 105V107H75V105H77L78 107L76 106L75 108H73L72 107L73 105H70ZM14 104H15V106H14ZM114 104H116V105H114ZM199 104H201V105H199ZM50 107H51V109H50ZM95 107H97L98 109H96ZM67 108L68 109L71 108L70 109L71 111H68V112L65 111V110H67ZM72 108L74 109V111L72 110ZM77 108H79L78 109L79 112H82L81 113V117L78 116V115H80L78 110H75ZM91 108H93L94 111H96V112H94L93 109H91ZM149 108H150V110H149ZM58 110H59V112H61V114L56 112ZM98 110L100 111V113H99L100 116L98 115V112H99ZM72 111L75 112L76 114L75 113L73 114ZM86 111H90L91 112V117L89 116L90 112H86ZM189 111L187 113L190 114L191 112H189ZM56 113H57V115H56ZM62 113H64V115ZM68 113L69 114L72 113L71 114L72 118H74V117L75 118L72 119L71 116ZM96 114H97V116L99 118H97ZM55 115H56V117H55ZM92 116H94V118ZM78 117H80V118H78ZM147 117H148V119H147ZM66 119H70V121L66 120ZM82 119H83V121H82ZM99 119H100L101 122L99 121ZM137 119L141 123L137 122ZM77 120H78V122H77ZM92 120L95 121V123L98 124V125H96ZM97 120H98V122H97ZM102 121H105V122H102ZM125 121H126V119H125ZM68 122H70V123H68ZM101 123H102V125H101ZM103 125H104L105 129L103 127L101 128V126H103ZM133 125H134V127H133ZM163 126H164V129H163ZM92 127H95V128H92ZM13 129H14V131H13L14 133H16L15 131H18L16 134L21 132L17 128H13ZM41 129H43V128H41ZM148 129H149V131H148ZM101 130H103V132ZM106 130L107 131L110 130L109 131L110 133L106 132ZM161 130H163L164 132L162 133ZM96 131H99L102 134V137H101V134L99 132H96ZM118 131H119V133H118ZM105 132L107 133L106 135H104ZM93 133L97 134V136H96L97 138L95 137L96 134H93ZM90 134L91 135L93 134L94 136L92 137ZM98 134H100V137H99ZM89 135H90V137H89ZM107 135L110 137V138L108 137L109 140L107 138ZM87 136L89 137V139H87L88 138ZM148 136L150 137V135H148ZM85 137H87V138H85ZM62 138H63V140H62ZM94 138L97 139V140H94ZM103 138L106 141H108V142H105V140ZM163 138H165V137H163ZM92 139L94 140V142H93ZM100 140L102 141V143H101ZM98 141H100V142H98ZM179 141H181V142H179ZM47 142L50 143V144H48ZM64 142H66V144L68 143V145H66V144L64 145ZM185 142H187V143H185ZM90 143L92 145H90ZM61 144H63L64 146L61 145ZM74 144H75V146H74ZM104 144H105V147H104ZM50 145H51V148H49ZM79 145H81V146H79ZM45 147L47 149H45ZM64 147H65V149H66V147H67V149L69 148V151L66 149L67 151L65 152ZM72 147H74V148L78 147L79 151L77 150V148H76L77 152H75L74 148H73L74 149V151H73ZM94 147H96L97 149L94 148ZM70 148L72 149V151L75 154H73V152L70 151L71 150ZM88 148H90V149H88ZM98 148H100V150ZM96 152H98L97 155L100 154L101 156L98 155V156H93L92 157L91 155H95ZM66 153L68 154V156L70 158L67 156ZM189 153L192 154V156ZM40 154H42V155H40ZM5 155L8 156V157L6 158ZM72 155H74V156L71 158ZM75 155H77V156L79 155L80 157L85 158L84 160H83V158H81V160H80L81 164L79 163L81 166L78 165V164L72 165L70 163V160L72 162V160L75 157ZM11 156H13L15 158L14 161H12L10 159ZM99 156H100V158L101 157L102 158L100 159ZM89 157H90V159H95L96 157H97L96 158L97 160L100 159L99 160L100 164L96 163L97 164L96 168H99V169L95 168V166H96L95 163L92 164L90 162L89 163L90 167L95 169V170H97V171H95L96 173L94 172L93 169L90 168L91 170H93L92 171L93 175L91 173L90 177L87 176L88 180L86 178L83 179L81 177L78 180V179H75L76 178V176H75V178H73L74 183L75 182L78 183V181H79V184L77 185L76 183L75 184L71 183L73 181V180L71 181V178L74 175H76V174H73L75 172L73 169L86 168V166L88 165V164L85 165L86 164V158H89ZM40 158H41V160H40ZM194 158L200 159V161H198V160L196 161V159H194ZM62 160H64L65 163L68 161L66 163V165H68V163H70L71 164V165L69 164L70 167L66 166L64 164V161H62ZM106 160H108V161H106ZM10 161L12 162V164H11ZM59 161H62L63 163L61 164ZM83 161H84V163H83ZM53 162H55L56 164H59V165L61 164L60 167H58V169H56V171L54 170L55 169V167H54L55 163H53ZM198 162H199V165H200L199 167H198ZM187 163H188V165H187ZM103 164H105L108 168L105 165H103ZM108 164L110 166H112V167L110 168ZM177 164H179V163H177ZM10 165H12V166H10ZM13 165L16 167L15 171H19V169H20L21 173L24 170L26 171V175H25V172H23L22 174L20 173L17 176V177L20 176L19 177L20 180H17V177H14V179L12 180V178L10 179L11 176H8L9 172H10V175H11V172L14 171V170L13 171L10 170L11 168L13 169V167H14ZM51 165L54 168H52ZM77 165H78V167H77ZM91 165H94V166H91ZM7 166H8L9 170H7ZM45 166L46 167L48 166V167L45 168ZM103 166H105L107 169L105 167H103ZM49 167H50V170L48 169ZM61 167H63V170L60 169ZM179 167L181 168V166H179ZM191 167H192V169H194V168L195 169L192 170V169H190ZM43 168L47 169L48 171L47 170H43ZM68 168L69 169L73 168L72 169L73 172L71 171L72 175L69 174V176H72V177L68 176V171H69ZM100 168L102 170H100ZM113 168H115V169H113ZM66 170H67V172H66ZM103 170H105V171H103ZM109 170L111 171V175L110 176H108V174H109L108 171ZM114 170H116V171L114 172ZM40 171H44V172H40ZM51 171L54 172V174L56 176L54 174H52L53 177H51L52 176L51 175ZM64 171H65L66 175L64 174ZM195 171L193 173H196ZM46 172L49 173V175L51 177L50 180L48 179L49 176H48V173H46ZM104 172H106V174ZM39 173H40V175H39ZM44 173H46L47 176ZM60 173H62V174H60ZM113 173H115V174H113ZM204 173H206V171ZM96 174H97V176L94 177ZM99 174H102V175H99ZM112 174L113 175L119 174V175H116L115 177L114 176L111 177ZM91 175L93 177H91ZM122 175H124V176H122ZM23 176L25 178H23ZM40 176H43L45 179L39 178ZM101 176H102V179H104V181L101 179ZM104 176H105V178H103ZM8 177L12 181L6 179ZM26 177H27L28 181H26ZM59 177H60L61 180L59 179ZM61 177H63V178H61ZM120 177L122 179L126 177L125 179H127V181L129 179L128 183H126L127 181L125 179H123V180L120 179ZM37 178H39V179H37ZM46 178L48 180H46ZM54 178H55L56 182L54 184H52L54 182ZM64 178H65V181L63 182L62 179H64ZM77 178H79V177L77 176ZM118 178H119V180H118ZM3 179H5V180L2 181ZM21 179L23 180V182L21 181ZM52 179H53V181H52ZM114 179L118 180V181H115ZM14 180L15 181H19V182L17 183ZM69 180L71 181L70 183H69ZM101 180H102V182H100ZM113 180L118 185L117 184L115 185ZM121 180H122L123 184L125 183L124 185L122 184ZM8 181H10L11 183H9ZM24 181L27 182L26 185H25ZM48 181H49V184H48ZM67 181H68V183H67ZM81 181L82 182L86 181L84 183H86L87 185L86 184H85L86 186L83 185L84 183H82ZM90 181L91 182L95 181V182L91 183ZM98 181H99V183H97ZM108 181H109V184L113 181L112 182L113 184L111 183L109 185ZM103 182H105V183H103ZM34 183H36V184H34ZM50 183H51V185H50ZM61 183L62 184L64 183V184L62 185ZM19 184H21L20 185V186H22L21 188H19ZM33 184H34V186H33ZM105 184H108L107 187L110 188V189H108V190H107V188L104 189V187H106ZM126 184H128V185H126ZM10 185H11V187H10ZM29 185L31 187L33 186L34 190L31 189V187L29 189ZM35 185H36V187H35ZM52 185H54L56 187V189ZM65 185H66V188H64V189H66V192L63 189V187H65ZM69 185H70V187H69ZM91 185H92V188H91ZM111 185H113V187ZM15 186H18V190H17V187H15ZM58 186L60 188H58ZM119 186L122 187V188H120ZM79 187H81V188H79ZM84 187L87 188V189H85ZM117 187H119L120 189H117ZM11 188L12 189L16 188V189H14L15 191L14 190L13 191L15 193L18 192L17 193L18 195H16L14 192H12ZM98 188L99 189L102 188V190H99ZM6 189H7V193L5 192ZM20 189L21 190L23 189V190L21 191ZM35 189H36V191H35ZM94 189L96 190L95 192H97V193H94V191H93ZM29 190H31V191H29ZM70 190H71V193H76V191L79 192V194L81 196L80 197L81 199L79 198V201H77V202H80L79 203L80 205L82 203L81 207L85 204L84 208L83 207L81 209L79 208V211H78L77 208L80 205L77 202L76 203H72L71 200H68V197H67L68 192L67 191H69V193H70ZM89 190L91 192L93 191L92 193L94 194V197H92L93 194ZM110 190H113L114 194H113V191H110ZM8 191H10V192H8ZM27 191L29 193H27ZM72 191H74V192H72ZM99 191H101V192L99 193ZM105 191H106L107 194H105ZM22 192L23 193L26 192V193L23 194ZM30 192H31V194H30ZM62 192H63V194H62ZM87 192L88 193L90 192V193L87 194ZM110 192H111L112 196L110 195ZM120 192H121V194L119 195ZM4 193H6V194H4ZM12 193L14 194V196H13ZM36 193L37 194L40 193L39 194L40 196L43 194L44 198L46 200L43 198V195L40 197ZM115 193L118 194V196ZM127 193H129L128 195L130 197H128L129 200L126 203L127 195L124 198V196H125L124 194H127ZM33 194H35V195H33ZM99 194L103 195V197L101 196L102 199H100L101 197H100ZM5 195H8V196L4 197ZM11 195L13 196V198L11 197ZM95 195H97V196H95ZM104 195H106L105 198H104ZM113 195L117 196V197L114 198ZM9 196L11 197L10 199L8 198ZM18 196H21L20 197L21 199L17 200V198H19ZM120 196H121V198H120ZM25 197H26V199H25ZM31 197H34L35 200L33 198H31ZM23 198H24V200L26 202H27V200H29V201L26 203L23 200ZM91 198H92L93 201L91 200ZM95 198L98 201L99 200L100 201L98 202ZM122 198H124L126 201L125 200H121ZM14 199L17 202H14ZM57 199L60 200V201H56ZM85 199H87L86 200L87 202L85 201ZM103 199H105V200H103ZM116 199H119V200L115 201ZM48 200L50 202L48 204V207L44 206V205H47V204H42V202L43 203H45V202L48 203ZM81 200H82V202H81ZM88 200L90 201L89 203H88ZM101 200H103V201H101ZM21 201H22V203H21ZM34 201L37 202L36 203L37 206L35 205ZM54 201H55V203H54ZM67 201H69V204L72 203L73 206H76V204H78V205L76 207L72 208L73 207L72 204L69 206ZM84 201L86 203H88V204H86ZM64 202H66V203H64ZM95 202L97 203V206L95 205L96 204ZM99 203L101 205L102 204L105 205V203L108 204V205H105L104 206L105 208H104L103 205L101 206ZM109 203H110V205H109ZM114 203H116V205ZM18 204L20 206H18ZM40 204H42L41 207H38V205L40 206ZM91 204H93V205H91ZM123 204H126V205H124L126 207H124ZM131 204L129 206H131ZM22 205H24L25 208ZM28 205H35V206H33L35 208H33L32 206H28ZM119 205H121V208L123 206L124 207L123 209H125V208L126 209L125 210H123V209L121 210ZM85 206L86 207L89 206L90 209L88 208V209L85 210ZM91 206L94 208V210L97 209L96 207L99 206L98 209H97L98 211L97 212L96 211H92L93 209H92ZM106 206H108L109 208H107ZM110 206H111V208H110ZM114 206H116V207H114ZM45 207H46L47 212L44 209ZM49 207H50V209H49ZM52 207H53V209H52ZM56 207H59V209L56 208ZM13 208H14V210H13ZM29 208H30V211L28 210ZM39 208H42V210L39 209ZM99 208H101V209H99ZM114 208H116V209L118 208V209L116 210ZM15 209L16 210L18 209L17 213H15V211H16ZM34 209H35V211H34ZM108 209H110V211ZM20 210H23V211H20ZM36 210H38V211H36ZM99 210H103V211H99ZM104 210H106V211H104ZM114 210H116V212ZM119 210L122 211V213L119 212ZM12 211H14V212H12ZM42 211H43V214H42ZM44 211L46 213H44ZM91 211H92V213L90 214ZM117 211H118V213H117ZM123 211H125V212H123ZM81 212H83L84 217H83ZM99 212H101V213L103 212L102 215L103 214L104 215L102 216ZM106 212H108V213H106ZM31 213H34L35 215L33 216V214H31ZM40 213L42 215H40ZM87 213L90 214V215L88 216ZM96 213H97V215H96ZM109 213H111V214L107 215ZM20 214H21V218H20V216H18ZM36 214H38V215H36ZM93 214L95 216H92ZM98 214L101 215L102 218ZM26 215H28V217ZM85 215H86L87 218L85 217ZM111 215H112V217H111ZM124 215H127V216H124ZM17 216L20 218L19 220H18ZM22 216H26V217L22 218ZM98 217H100V218H98ZM88 218L89 219L92 218V219L89 220ZM97 218H98L99 222L97 221ZM103 218H105L106 220L105 219L103 220ZM108 218H110V219H108ZM83 219H84V221H83ZM99 219L100 220L102 219L103 221L102 220L100 221ZM78 220L80 222H78ZM92 220L93 221L95 220L97 222H95V221L94 222H90ZM75 222H77V224ZM85 222H86V224H85ZM87 222H88V224H87ZM100 222L101 223L103 222L101 224L103 229H102L101 225L99 224ZM83 224H84V226H83ZM97 224H99V225H97ZM95 225H97L96 228H95ZM105 225L108 226V227H106ZM78 226H79V228H78ZM92 226H94V227H92ZM98 226L101 227V229ZM75 227H76V229H75ZM109 227H111V229ZM77 228L78 229L83 228V230L85 228V231H83L82 229L80 231H76V230H78ZM97 228H99V229H97ZM112 228L114 230L116 229V231H113ZM88 229L91 230V231H89ZM96 229L99 230V231H97ZM105 229L106 230H108V229L111 230V231L108 230L110 232V235H109L108 231H107L108 234L105 232ZM102 230L104 232H102ZM93 231H94V233L96 232L95 233L96 236L93 234ZM97 232H99V234H97ZM113 232H114L113 235H116V236H114L116 238H114L113 235L111 236V234ZM91 233H92V236H90ZM104 233H106V236L107 235L108 236L106 237ZM97 235H102V236L104 235L109 240V242H107L108 240L105 237L103 238L102 236L101 237H102L103 240L102 239L100 240L101 237H98ZM124 235H126V234H124ZM79 236H81V237H79ZM88 237H89V239L87 240ZM90 237H92V238L94 237V238L92 239ZM96 237H98V239ZM82 238H84V239H82ZM117 238L119 239L118 242H116L118 240ZM78 239L80 240V242H79ZM113 239L116 240L115 241L116 243L113 242L114 241ZM74 240H76V241H74ZM88 241H90V242H88ZM183 241L184 240H181L180 244H179V242H177L178 244L176 242L173 244L174 248H176L175 245L177 244V247H178V248H176L177 249V253H176V249L171 250L172 251L171 254L173 255V257L175 258L176 261L179 260L178 261L179 264H185L186 262H188L189 264H193V262H194L196 264L197 263L196 261H198L197 264H201V263H199L200 262L199 260L202 261V264L203 263H205V264H213L214 263L213 259H215V263L214 264H218V262H219V264H229V262H230V264H235V263L236 264L237 263L238 264H243V263L244 264H248L246 259L241 260L243 262H241V261L240 262H235L234 259L232 257H230L229 254H228L229 256L227 254H222V255L218 254L217 252H215L213 246L216 247L217 250H218V247L216 245H211V244L210 245H205L207 248L204 246V248H206V250L203 247H202V249L201 248L200 249L197 248L196 250H194L195 252L193 251V252H191L192 254H189V253H187L185 251V250H187V248H186L187 246L185 245L187 243L185 241L184 242ZM77 242H78V244H77ZM82 242H84L83 245H82ZM182 242L185 243V244H183ZM88 243H91L92 245L89 244L90 245L89 246ZM84 245H86V246H84ZM183 245H185L186 247L183 246ZM173 246L171 248H173ZM85 248H86V250H85ZM117 249H118V251H117ZM182 249L186 253L182 252L181 251ZM202 250H204V251H202ZM207 250L210 251L209 254H210L211 258L209 256H208L209 258L206 257L207 255H209L207 253L208 252ZM200 251L202 252L203 255L205 254L204 258L202 256V254L199 253ZM205 251H207V252L205 253ZM120 252H121V257L119 256ZM115 253H118L119 255L118 254L117 255L120 257V259L121 258H123V259L118 261L119 259H118L117 255ZM178 253H180V254H178ZM195 253H197V254H195ZM176 254H177V256H176ZM181 254L183 255V257H182ZM113 255L115 257L114 260H116V258L118 259V260L115 261L116 263L112 259V258H114ZM184 255H185V257H187V255L189 256V257L186 258L187 260L184 258ZM213 255H215V257H213ZM223 255L225 257L227 256V258H230V259H227V258L224 257V259L222 260ZM218 256H220L221 258L218 257ZM177 257H178V259H177ZM190 257H192V258H190ZM198 257H202V258L198 259ZM217 257H218L219 260L216 261ZM182 258H183V260H182ZM188 258H190L191 261H189ZM231 258L233 259L234 263L231 262L232 261ZM111 259H112V261H111ZM195 259H196V261H195ZM13 260H14V262H13ZM227 260H229V261L226 262ZM245 260H246V262H245ZM182 261L184 263H182ZM208 261H209V263H208ZM124 262L126 264V260H124Z\"/></svg>",
	"mask_w": 264,
	"mask_h": 264
}]
</instances>
